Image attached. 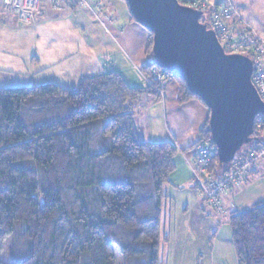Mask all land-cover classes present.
<instances>
[{"label":"trees","instance_id":"1","mask_svg":"<svg viewBox=\"0 0 264 264\" xmlns=\"http://www.w3.org/2000/svg\"><path fill=\"white\" fill-rule=\"evenodd\" d=\"M211 12L200 17L209 28ZM151 38L140 68L146 74L156 66ZM176 78L180 102L199 99ZM157 89L153 81L131 87L115 72L83 78L73 90L53 83L0 89V264L16 223L22 255L11 264H164L163 186L177 149L143 140L132 110L143 95L159 99ZM207 123L208 115L188 149L211 142ZM252 137L258 142L233 161L264 146L255 131ZM222 168L215 157L208 173L218 179ZM228 218L237 263L264 264V200Z\"/></svg>","mask_w":264,"mask_h":264},{"label":"rangeland","instance_id":"2","mask_svg":"<svg viewBox=\"0 0 264 264\" xmlns=\"http://www.w3.org/2000/svg\"><path fill=\"white\" fill-rule=\"evenodd\" d=\"M107 1L106 3L110 4L111 2L110 5H113V11L109 10V8H103L101 10L102 12L96 15L93 12L91 13L81 9L76 10L77 12H84L87 15V17L81 15V17H79L77 20V22H82L85 24L84 28L86 31V38L88 39L87 42L86 38L82 37V40L79 43L80 38H78V34L75 32L77 30L71 29L70 34L67 35L65 32L68 28L66 24V22L68 21H61L60 30L65 31L63 32V37L65 39L59 40L55 44V46L59 47V45L62 44V41H64L65 48L69 50V54H67V56L72 58L68 59L66 63H60V65L55 67V72H59L60 70H63L65 72L67 71L70 77H72V75H74L75 73H81L82 75L93 73L94 75L103 72H115L119 73L121 77H123L126 82L130 84L132 83V77L130 74L134 75V73H131V70L134 68L137 72V76H140L142 78V86L145 87V84H149V81L152 80L150 73L154 69V67L148 69V74L142 73L140 69L141 66H146V64L149 62V57L146 54V48L149 44V31H145L140 25L131 20V15L127 8L126 2H124L123 0ZM194 1L196 3H204V5L208 6L209 9L230 7L232 19L229 27L238 29L239 27L244 26L250 29L251 33L256 38L264 42V0ZM180 4L183 5L182 0H180ZM115 15H117V17L115 20V30L113 31V27H110L107 24L109 22H106L105 19L114 21ZM207 15L208 14H206V16ZM122 18L124 19V21H126V23H123ZM26 26L27 25L22 27L25 28ZM72 27L73 25L70 26V28ZM122 32L125 33V35L119 36L118 33L123 34ZM39 47L41 48V50L44 49L42 44H40ZM46 47H50L49 43ZM86 47L88 48V50ZM262 60L264 62V56ZM157 70L159 71L158 68ZM47 76H49L48 73H46L43 77H38V81H36V84L46 83L45 77ZM158 86L159 85L156 84V87L158 88L157 90L159 93V98L162 100L165 98L162 107V109L164 110L162 118L163 126L160 123L161 120H159V116L157 113H153L152 116H149L147 118L142 117V122L141 124H139V135H143L145 140H148L150 137L157 140V138L160 137L161 134H163L165 136H168L171 141L175 142L179 149H182L185 152L186 148L195 143L197 138L200 136V128L208 115L207 109L197 98L185 100L184 102L179 101L178 94L180 90L182 91L183 87L181 86V83L175 77V75L173 77L171 76L170 82H168L164 86V89L161 90ZM144 98L147 99V96L145 95ZM260 138L263 139L264 142V137ZM240 152H243V150ZM181 155L182 153L178 151L176 156L174 157L173 163L175 165V169L170 175L169 181L163 186V193L168 196V200L166 201L165 199L164 202H162V221L166 220L164 218V216H166L165 213L168 217L178 210L177 207H179L180 205L179 197L184 194V191L187 192L189 191V189H191L192 191V197L193 195H195L198 198V201L201 202V204L204 202L209 204L208 201L205 200V197H203L201 189L196 186L197 179L195 178L196 176L193 175V161L189 160L190 164H188L184 161V156L182 157ZM226 171V169L222 168L221 170H217L216 174H218V176H221L222 173ZM258 180H260V176H256V178H250L249 176L245 183L242 182L239 186L234 187H236L237 189H241L242 191L246 188H249L243 195H248L245 198L249 197L248 199L250 200L256 197L258 191H260L261 186L259 185L261 184L253 187V185L256 184V181ZM227 190L228 188H225L221 193L222 199V196L227 192ZM184 197L186 199H189L187 194ZM245 198H243V200H245ZM221 206L222 205L220 204V207ZM206 207L209 209L210 205H206ZM169 209L171 210V212ZM222 209H224V207H222ZM215 215L218 218V222L216 224L217 227H215V230L217 231V229L223 228L225 232L223 231V234H220V236H216L214 231L213 235L210 234V238H204L203 231H199V233H197L198 237H196L197 254H195L193 251V247L195 245L194 243L196 242H192V238H190L191 251L187 252L188 255L186 257L182 256L181 258H179L177 254H174V252H172L173 256H171L172 261L170 262V264H180L181 261V264H238L236 260V252H234L233 242L231 241L230 226L227 222L221 225L220 216L218 214ZM209 217L211 219H214V215H211ZM164 221L162 222V230ZM178 224L179 222L174 219L173 226L176 227L177 231L179 230V228L177 227ZM14 228V234L12 236H9L4 242L2 250L3 252L1 254L2 264H11V259L20 258L22 255V248L21 245H19L20 243H22V241L20 242L18 239H15V234H19L21 228L19 227L18 223H16ZM167 246H164L163 244L161 252H163L164 247L167 248ZM115 254L118 257L116 250ZM163 261L166 264L167 257Z\"/></svg>","mask_w":264,"mask_h":264},{"label":"water","instance_id":"3","mask_svg":"<svg viewBox=\"0 0 264 264\" xmlns=\"http://www.w3.org/2000/svg\"><path fill=\"white\" fill-rule=\"evenodd\" d=\"M132 20L152 35L154 65L180 78L187 91L208 110L209 140L219 167L251 146L254 121L264 103L251 83L253 60L226 54L201 12L177 0H123Z\"/></svg>","mask_w":264,"mask_h":264},{"label":"crops","instance_id":"4","mask_svg":"<svg viewBox=\"0 0 264 264\" xmlns=\"http://www.w3.org/2000/svg\"><path fill=\"white\" fill-rule=\"evenodd\" d=\"M110 4H108L107 8H109V10H112L113 5L111 6ZM81 15L87 17L84 12H77L76 10L69 12V14L58 16L56 18H53L51 16L47 18L41 17L38 18L36 20V23H34L33 25L26 26L24 28L22 26H17L12 19V16L6 14V12L3 11L2 0H0V89L16 87L28 88L29 86H39L53 83L60 87L62 86L66 89L73 90L78 85V83L83 80V78L104 75L105 72L94 75L93 73L83 75L81 73H75L74 75H72V77H70L67 71L65 72L63 70H60L59 72H55V67L60 65V63H66L68 59L72 58L67 56V54H69V50L65 48L64 41H62V44H60L59 47L55 46V44L59 40L65 39L63 37V32L65 31L60 30L61 21H68L66 22L68 28L65 32L67 35L70 34L71 29L77 30L75 32L78 34V38H80V43L82 37H87L84 28L85 24L82 22H77L78 18L81 17ZM116 17L117 15H115L114 21L103 18L106 22H109L107 24L110 27H113V31L115 30L114 27L116 24ZM122 20L123 23H126L123 18ZM71 25H73L72 28H70ZM118 34L119 36L125 35V33ZM87 41L88 39L86 38V42ZM48 43L50 47H46ZM40 44H42V46L44 47L43 50H41V48L39 47ZM131 71V73H134V75L130 74L132 77V83H126L134 88H148L150 83L145 84V87H143L142 78L140 76H137V72L134 68ZM46 73L49 74V76L45 77L46 83L36 84V81H38V77H43ZM144 96L145 95L141 96L140 100L134 103L132 106V110L134 112L133 121H135L137 133H140L139 124H141L142 122V117L147 118L149 116H152L153 113L158 114L159 120H161L160 123L161 125L163 124L162 118L164 110L162 109V107L165 98L163 97L164 99L162 100L160 98L158 99L153 96L146 95L147 99H145ZM206 120L207 117L205 121ZM204 123L202 124V126L204 125ZM141 138L145 140L143 135L141 136ZM145 141L149 143L171 142L175 145L177 152L179 151L182 153L181 156H184L185 162L190 164L189 160L194 161L193 149H188L189 147H187L186 152L183 153L182 151L184 150L179 149L175 142L171 141L168 136L161 134V136L158 137L157 140L150 137ZM195 143H193L192 145H194ZM249 176L250 178H256V176H260V180L256 181V184L253 185V187H256V185L261 184L259 185L261 186L260 191H258L256 197L249 200V197L245 198L248 195H243L249 188H246L243 191L241 189H237L236 187L229 188L227 192L222 196L223 199L221 198L220 200V204L222 205L221 207H224L221 215L218 214L220 216L221 225L225 224L226 222L228 223L229 213L234 212L235 210H246L247 208L251 207V205L257 203V201L264 200V160L259 162L255 166V168L250 170ZM247 179L245 180V182L247 181ZM186 194L189 199H186L184 197ZM167 197L168 196L165 195L166 201L168 200ZM193 197L191 189H189V191L187 192L184 191V194L179 197L180 205L179 207H177L178 210L168 217L165 213L166 216H164V218L166 220H163L164 226L162 232H164V235L167 237L168 246L164 245L167 246V248L164 247L163 252H161V257L162 261L167 257L166 264H170V262L172 261V252H174V254H177L179 258H181L182 256L186 257L188 255L187 252L191 251L190 238H192V242H196V237H198L197 233H199V231H203L204 238H210L211 235H213L214 231L216 236H220V234H223V231L225 232L223 228L217 229V231L215 230V227H217L216 224L218 222V218L215 215L217 214L216 210H210V208L208 209L206 207V202L201 204V202L198 201V198L195 195H193ZM243 198H245V200H243ZM210 214L214 215V219H211L209 217L211 216ZM174 219L179 222V224L177 225V227L179 228L178 231L176 230V227L173 226ZM194 244L195 245L193 247V251L195 254H197V242Z\"/></svg>","mask_w":264,"mask_h":264},{"label":"built area","instance_id":"5","mask_svg":"<svg viewBox=\"0 0 264 264\" xmlns=\"http://www.w3.org/2000/svg\"><path fill=\"white\" fill-rule=\"evenodd\" d=\"M186 7L194 8L204 13L209 9L204 3H196L194 0H182ZM3 11L12 16L16 25L34 24L38 17H58L69 14L70 9H82L94 14H100L103 8H107L106 0H2ZM212 9V8H211ZM210 28L215 33L222 49L228 54H244L253 60V74L251 83L256 93L264 103V42L256 38L251 30L241 26L238 29L230 28V7L212 9L210 15ZM159 69V68H158ZM165 70L151 71L150 76L159 88L170 82L171 75ZM254 131L258 137H264V114L258 115L254 121ZM261 139V138H260ZM263 141V139H262ZM193 175L196 177V186L201 189L203 197L208 201L209 208H214L221 215V193L225 188L239 186L250 175V170L264 160V146L258 144L253 151L249 152L241 160L231 163L229 169L222 173L220 178H214L208 173L212 161L217 157L215 146L211 142L200 141L194 147Z\"/></svg>","mask_w":264,"mask_h":264},{"label":"bare ground","instance_id":"6","mask_svg":"<svg viewBox=\"0 0 264 264\" xmlns=\"http://www.w3.org/2000/svg\"><path fill=\"white\" fill-rule=\"evenodd\" d=\"M150 81H153V82H154V80H153V79H152V80H150ZM150 81H149V82H150Z\"/></svg>","mask_w":264,"mask_h":264}]
</instances>
